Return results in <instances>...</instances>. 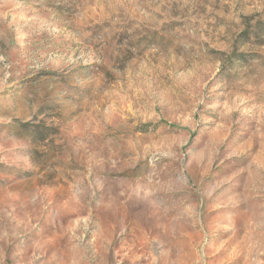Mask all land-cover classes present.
Here are the masks:
<instances>
[{
    "label": "rangeland",
    "instance_id": "1",
    "mask_svg": "<svg viewBox=\"0 0 264 264\" xmlns=\"http://www.w3.org/2000/svg\"><path fill=\"white\" fill-rule=\"evenodd\" d=\"M0 264H264V0H0Z\"/></svg>",
    "mask_w": 264,
    "mask_h": 264
}]
</instances>
